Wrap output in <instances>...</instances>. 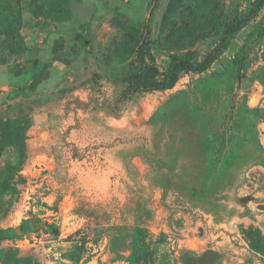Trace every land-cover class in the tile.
I'll use <instances>...</instances> for the list:
<instances>
[{"label":"rangeland","instance_id":"374dc122","mask_svg":"<svg viewBox=\"0 0 264 264\" xmlns=\"http://www.w3.org/2000/svg\"><path fill=\"white\" fill-rule=\"evenodd\" d=\"M253 1L0 0V264H264V5L120 99Z\"/></svg>","mask_w":264,"mask_h":264},{"label":"trees","instance_id":"16d2710c","mask_svg":"<svg viewBox=\"0 0 264 264\" xmlns=\"http://www.w3.org/2000/svg\"><path fill=\"white\" fill-rule=\"evenodd\" d=\"M158 1L152 0L150 13ZM263 5L264 0H254L247 13L235 22L228 24L217 45L199 63L184 57L171 55L170 62L161 78H159L160 72L157 66L148 63L145 57L149 49L148 35L150 32L149 20L147 19L136 43L135 54L130 61L132 71L120 94V99H127L136 92L170 89L177 82L181 72L201 73L205 71L224 52L228 45L229 36L241 29Z\"/></svg>","mask_w":264,"mask_h":264}]
</instances>
